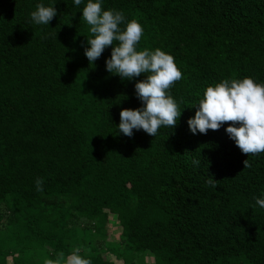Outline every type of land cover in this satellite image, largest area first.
I'll list each match as a JSON object with an SVG mask.
<instances>
[{"label": "trees", "instance_id": "obj_1", "mask_svg": "<svg viewBox=\"0 0 264 264\" xmlns=\"http://www.w3.org/2000/svg\"><path fill=\"white\" fill-rule=\"evenodd\" d=\"M41 2L0 0V264L77 247L91 264H264V152L241 153L231 121L195 135L186 123L207 86L264 84V0H104L141 24L137 50L165 51L182 74L169 89L181 114L155 137L116 128L145 74L107 73L111 46L87 61L83 4L57 0L49 27L30 23Z\"/></svg>", "mask_w": 264, "mask_h": 264}, {"label": "clouds", "instance_id": "obj_2", "mask_svg": "<svg viewBox=\"0 0 264 264\" xmlns=\"http://www.w3.org/2000/svg\"><path fill=\"white\" fill-rule=\"evenodd\" d=\"M56 3L57 0H50L47 6L37 3L35 10L29 14L30 23L49 27L50 21L57 15ZM103 3L104 0H72L76 7L84 5L80 16L90 33L86 37L87 46L83 54L92 64L106 47L111 46L110 55L104 61L107 73L118 75L121 80H132L145 74L134 84V94L141 106L121 109L116 128L128 137L132 136L133 130H143L155 137L162 127L172 129L181 114L169 89L182 79V74L173 56L165 51L159 48L137 50L143 35L141 24L134 19L126 20L120 10L104 9ZM194 105H198L194 116L186 121L193 135L197 132L206 134L209 129L217 130L224 122L231 121L224 131L241 153L248 156L264 152V84L256 83L251 77L222 79L207 86L202 98ZM192 163L198 165L200 161L193 159ZM243 165L248 167L247 159ZM205 183L215 190L217 181L211 176ZM42 184L43 180L37 178V191L43 190ZM254 201L256 206L264 209V195L254 197ZM79 253L77 247L67 257L61 253L55 262L49 260L46 264H61V261L63 264H91Z\"/></svg>", "mask_w": 264, "mask_h": 264}, {"label": "rangeland", "instance_id": "obj_3", "mask_svg": "<svg viewBox=\"0 0 264 264\" xmlns=\"http://www.w3.org/2000/svg\"><path fill=\"white\" fill-rule=\"evenodd\" d=\"M107 229H108V231H107L108 232L107 239L108 240H116L118 238L119 230L117 228V225H116L115 221L113 223L109 222ZM6 260H7L6 261L7 264H11L12 263V259H11L10 256L7 257ZM145 261H147L148 263H151L152 262V258L147 256V257H145ZM115 264H120V262H115Z\"/></svg>", "mask_w": 264, "mask_h": 264}]
</instances>
